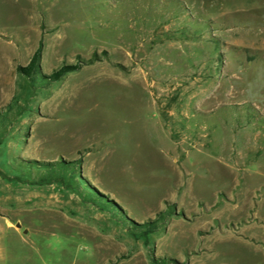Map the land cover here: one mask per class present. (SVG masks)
<instances>
[{
	"label": "rangeland",
	"instance_id": "1",
	"mask_svg": "<svg viewBox=\"0 0 264 264\" xmlns=\"http://www.w3.org/2000/svg\"><path fill=\"white\" fill-rule=\"evenodd\" d=\"M0 264H264V0H0Z\"/></svg>",
	"mask_w": 264,
	"mask_h": 264
},
{
	"label": "trees",
	"instance_id": "2",
	"mask_svg": "<svg viewBox=\"0 0 264 264\" xmlns=\"http://www.w3.org/2000/svg\"><path fill=\"white\" fill-rule=\"evenodd\" d=\"M41 59H42V46H40L38 51L35 53L30 65L27 68H18L17 72L20 75H22L28 79H31L40 70ZM78 70H79V68L64 67V68L60 69L59 71L55 72L48 79L52 83H58V82L62 81L67 75H69L75 71H78ZM147 228L150 231L149 233H153L155 231V227L153 224L148 225Z\"/></svg>",
	"mask_w": 264,
	"mask_h": 264
},
{
	"label": "water",
	"instance_id": "3",
	"mask_svg": "<svg viewBox=\"0 0 264 264\" xmlns=\"http://www.w3.org/2000/svg\"><path fill=\"white\" fill-rule=\"evenodd\" d=\"M18 229H20V226H17Z\"/></svg>",
	"mask_w": 264,
	"mask_h": 264
}]
</instances>
